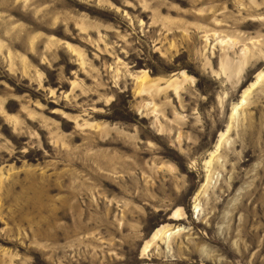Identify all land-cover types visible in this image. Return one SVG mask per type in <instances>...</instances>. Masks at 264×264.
<instances>
[{"label":"rangeland","instance_id":"374dc122","mask_svg":"<svg viewBox=\"0 0 264 264\" xmlns=\"http://www.w3.org/2000/svg\"><path fill=\"white\" fill-rule=\"evenodd\" d=\"M0 264H264V0H0Z\"/></svg>","mask_w":264,"mask_h":264},{"label":"bare ground","instance_id":"6f19581e","mask_svg":"<svg viewBox=\"0 0 264 264\" xmlns=\"http://www.w3.org/2000/svg\"><path fill=\"white\" fill-rule=\"evenodd\" d=\"M240 103L238 104V105H235L233 108H232V111H231V114H234L235 113V111L239 108V107H241V105L242 104H244V101H243V97L241 98V100L239 101ZM222 139V138H221ZM220 144V143H219ZM218 144V145H219ZM219 147V146H218ZM155 235L153 236V238L156 240V239H159V238H162V237H164V238H169L170 237V234L169 233H167V231L165 230H159L158 229V231H156L155 233H154Z\"/></svg>","mask_w":264,"mask_h":264}]
</instances>
